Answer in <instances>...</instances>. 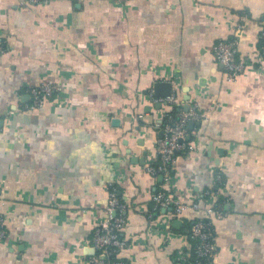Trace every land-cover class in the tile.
<instances>
[{"label":"crops","instance_id":"1","mask_svg":"<svg viewBox=\"0 0 264 264\" xmlns=\"http://www.w3.org/2000/svg\"><path fill=\"white\" fill-rule=\"evenodd\" d=\"M20 1L0 0V264H83L110 185L129 264H189L202 210L154 209L160 190L221 207L213 264H264V0ZM231 39L257 63L227 81L213 47ZM157 81L203 114L168 181L145 170L168 109L149 97ZM44 83L59 91L28 110Z\"/></svg>","mask_w":264,"mask_h":264},{"label":"built area","instance_id":"2","mask_svg":"<svg viewBox=\"0 0 264 264\" xmlns=\"http://www.w3.org/2000/svg\"><path fill=\"white\" fill-rule=\"evenodd\" d=\"M39 0H22V5H34ZM4 49L0 46V53ZM215 60L221 65L227 81H234L241 75L248 65L264 60V27L258 35V54L256 61L250 58L238 56L237 41L235 39L219 41L213 47ZM57 86L52 83H44L38 87L28 89L30 104L28 110H36L51 99ZM150 99L160 103L168 109L164 111L162 120L154 124V128L160 134L156 141V153L158 161L154 165L146 167V172L152 177H162L164 181L170 178V171L180 155L187 154L190 149L187 137L189 135L187 125L199 122L203 114L194 105H189L187 111L181 109L182 103L178 102L175 93L166 98H155L151 93ZM179 107L177 113H172L173 107ZM210 194L207 192L206 197ZM154 209L170 208L176 217H181L188 210L200 211L202 216L195 219L190 227L189 236L193 243L192 249L185 255V261L189 264H213L216 253L215 237L212 223L223 218L221 207L216 205H204L198 202L185 205L174 199L170 191L160 190L151 199ZM206 202V201H205ZM128 207L121 201L118 189L110 185L108 202L105 208L106 217L99 222L93 230L89 247L93 255L88 256L83 264H129L120 257L127 248V242L122 237V230L126 224V213ZM6 236L4 223L0 217V241Z\"/></svg>","mask_w":264,"mask_h":264},{"label":"water","instance_id":"3","mask_svg":"<svg viewBox=\"0 0 264 264\" xmlns=\"http://www.w3.org/2000/svg\"><path fill=\"white\" fill-rule=\"evenodd\" d=\"M152 90H153V95L156 97V98H166V97H169L171 92H172V85L170 82H161V81H157L153 84V87H152ZM163 105L160 104V103H156V107L158 108H161ZM188 107H184V111H187ZM0 124H1V121H0ZM199 124V123H196V125ZM188 128L189 129H192L193 128V124L190 123L188 125ZM181 222L180 221H175L173 223V225L176 227L180 224ZM92 250V249H91ZM93 255V250H92V254Z\"/></svg>","mask_w":264,"mask_h":264},{"label":"trees","instance_id":"4","mask_svg":"<svg viewBox=\"0 0 264 264\" xmlns=\"http://www.w3.org/2000/svg\"><path fill=\"white\" fill-rule=\"evenodd\" d=\"M178 110H179V107H176V106H175V107L172 108V113H177ZM194 220H195V219H194ZM194 220H193V221H194ZM189 230H190V229H189Z\"/></svg>","mask_w":264,"mask_h":264}]
</instances>
